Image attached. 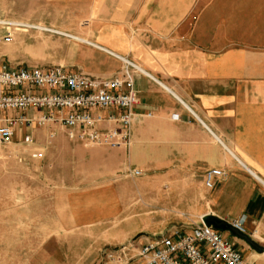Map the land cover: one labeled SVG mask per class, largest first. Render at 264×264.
I'll return each instance as SVG.
<instances>
[{
	"label": "crops",
	"instance_id": "0c3cea01",
	"mask_svg": "<svg viewBox=\"0 0 264 264\" xmlns=\"http://www.w3.org/2000/svg\"><path fill=\"white\" fill-rule=\"evenodd\" d=\"M13 6L18 20L67 33L75 42L77 57L58 65L112 77L121 75L126 59L143 71L133 75L134 111L141 118L132 126L130 163L173 165L175 191L182 189L176 184L181 167H196L204 187L202 216L241 223L242 236L227 237L249 264H264V0H13ZM54 130L56 140L66 141L62 129ZM31 134L46 135V129ZM112 152L117 167L123 149ZM97 166L95 176L113 171L105 160ZM210 169L225 175L206 187ZM28 193L32 214L37 194ZM63 198L56 196L62 229L118 211L107 185L72 196L79 210L71 216Z\"/></svg>",
	"mask_w": 264,
	"mask_h": 264
},
{
	"label": "rangeland",
	"instance_id": "374dc122",
	"mask_svg": "<svg viewBox=\"0 0 264 264\" xmlns=\"http://www.w3.org/2000/svg\"><path fill=\"white\" fill-rule=\"evenodd\" d=\"M19 23L35 25L17 19L13 0H0V66L46 68L60 66L65 57H77L73 40L44 31L42 26L21 27ZM52 127L60 128L58 124L32 127L46 129V135L31 134L32 146L18 138L9 145L0 144V264H107L108 255L121 245L173 229L188 230L201 220L204 187L196 167H181L182 180L176 184L182 189L175 191L173 165L136 167L130 163V147H118L123 156L116 167L112 151L117 148L83 145L79 150L67 137L66 141H49L47 132ZM90 148L103 153L90 154ZM33 151L40 156L32 158ZM136 157L142 160L141 153ZM101 160L113 167L108 176H95ZM134 168L141 170L140 176L128 175ZM105 185L118 202L116 213L92 225L58 228L62 210L56 196L66 197L65 209L71 216L79 210L72 196ZM30 190L37 194L32 214L25 204Z\"/></svg>",
	"mask_w": 264,
	"mask_h": 264
},
{
	"label": "built area",
	"instance_id": "2783aa9c",
	"mask_svg": "<svg viewBox=\"0 0 264 264\" xmlns=\"http://www.w3.org/2000/svg\"><path fill=\"white\" fill-rule=\"evenodd\" d=\"M43 30L68 36L45 27ZM122 61L121 75L112 77H94L63 66H0V144L9 145L18 135L20 143L32 146L34 139L25 129L58 124L68 140L84 146L129 148L132 126L141 118L134 111L138 96L133 75L143 71L129 60ZM55 135L51 130L49 141ZM30 156L37 158L40 153L33 151ZM128 175L139 176L141 171L129 170ZM224 175L220 169L208 170L205 186L211 187L216 177ZM231 225L244 233L241 223ZM108 258L107 264H249L232 240L201 220L188 230L173 229L138 243L128 242Z\"/></svg>",
	"mask_w": 264,
	"mask_h": 264
},
{
	"label": "water",
	"instance_id": "95a60500",
	"mask_svg": "<svg viewBox=\"0 0 264 264\" xmlns=\"http://www.w3.org/2000/svg\"><path fill=\"white\" fill-rule=\"evenodd\" d=\"M201 221L206 225V226H212L213 228L217 229V230H227L229 232H231L234 235H239L242 236V234L240 232H238L231 224L222 221L220 219H217L216 217L206 214L203 215L201 218Z\"/></svg>",
	"mask_w": 264,
	"mask_h": 264
},
{
	"label": "bare ground",
	"instance_id": "6f19581e",
	"mask_svg": "<svg viewBox=\"0 0 264 264\" xmlns=\"http://www.w3.org/2000/svg\"><path fill=\"white\" fill-rule=\"evenodd\" d=\"M39 27V26H38ZM42 29V28H41ZM71 37V36H70Z\"/></svg>",
	"mask_w": 264,
	"mask_h": 264
}]
</instances>
